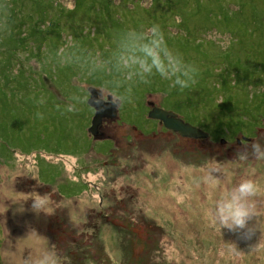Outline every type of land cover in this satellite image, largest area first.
I'll return each mask as SVG.
<instances>
[{
  "label": "rangeland",
  "instance_id": "374dc122",
  "mask_svg": "<svg viewBox=\"0 0 264 264\" xmlns=\"http://www.w3.org/2000/svg\"><path fill=\"white\" fill-rule=\"evenodd\" d=\"M152 1L0 0V264L48 249L61 264H264V228L245 239L214 223L217 201L245 180L259 190L249 226L264 223V0H155L138 13ZM21 24L17 37L49 36L39 56H15ZM153 24L193 67L187 87L140 67ZM102 60L127 62L122 76L137 80L119 93L90 82L86 67ZM147 77L163 80L158 92ZM90 87L120 100L95 133ZM154 108L208 136L163 132Z\"/></svg>",
  "mask_w": 264,
  "mask_h": 264
},
{
  "label": "clouds",
  "instance_id": "9594fccd",
  "mask_svg": "<svg viewBox=\"0 0 264 264\" xmlns=\"http://www.w3.org/2000/svg\"><path fill=\"white\" fill-rule=\"evenodd\" d=\"M151 38L148 42L139 44V50L143 53V57L139 61L141 68L147 64L152 70V75H159L162 79L169 81L170 86L181 89L187 87L192 81V66L187 64L183 57L173 52L167 45L163 31L159 25L153 24L150 28ZM140 39H143L141 37ZM127 62H125L126 65ZM111 103L119 106V98L113 94ZM108 102L105 99L104 90L100 89V94L96 98L95 103L100 105ZM68 111H72L71 108ZM258 155L264 156V152H258ZM257 185L250 180H245L232 188V190L222 196L215 205L214 223L220 227L229 230H244L243 238L251 239L257 228H264V223L255 226H249V221L260 213L257 211L252 198L258 194ZM44 201L40 198H34L32 208L39 211L43 207ZM61 253H52L48 249L38 258L34 259L31 255L25 256V264H61ZM11 264H15L11 260Z\"/></svg>",
  "mask_w": 264,
  "mask_h": 264
},
{
  "label": "trees",
  "instance_id": "16d2710c",
  "mask_svg": "<svg viewBox=\"0 0 264 264\" xmlns=\"http://www.w3.org/2000/svg\"><path fill=\"white\" fill-rule=\"evenodd\" d=\"M133 1L134 0H132V2ZM154 1H152V4L149 5V6H147L146 8H143L142 9V8L139 7L138 8L139 9L138 13L140 14V13H142V11H146V13H150L151 10L157 11V6H156V8L155 7L153 8ZM159 1L160 0H157V2H159ZM15 2H17V0H12L11 4L12 5H15ZM129 2H130V0H129ZM129 2H128V6H127V8L129 7L128 10L134 11V12L137 11V8H136L137 5H133V8H131L130 7L131 5L129 4ZM137 3L138 2H136V4ZM164 7H165L164 5L161 6V8H163V9H164ZM19 9H21V7ZM69 11H71V9ZM26 15L29 18H32L33 17L32 14H30V15L26 14ZM26 15H25V17H26ZM12 16L13 17L14 16L16 17V14L13 11H12L10 17L12 18ZM43 17L45 18V16H43ZM11 20H9V21H11ZM3 25L4 24H0V28ZM24 25L25 24L18 25V28L17 27L16 28H10V29H12L11 32L9 33L10 34V37H16L17 38V41H24V44L22 43L23 44L22 46L19 45L20 48H16L17 54L15 56L16 57H21L19 54H21L23 52L24 53L27 52L26 55H25L26 57L37 56V55L39 56L42 53L43 48L46 46V41H47V38L49 39V36L45 35L44 39H43L42 36H41L42 38H39V37L35 36V34L33 33L32 29H30V31H28L29 32V37H27V35L26 36H23V37H17V36L22 35V33L24 32V30H23V26ZM34 25H37V23H35ZM10 29H9V31H10ZM41 32H44V28H43V30H41ZM142 34H144V32ZM2 37L0 39H2ZM33 38L35 40H33ZM4 39H5V37H4ZM1 41H3V40H1ZM25 42H30V44H31L29 46L30 47V51L29 52L25 48ZM104 60H102L103 62L101 61V65L98 66V67H96V65H97L96 63H94L91 66H87L86 67V70H88V72L90 73V76H89L90 82H93V83H96V84H103L104 81H107V82L109 81V82H111V84H109L110 85V88L113 91L118 92V93L121 92L126 87V85L132 86V83H128L130 79L127 81V79L122 76L123 75L122 72H121L122 66L127 67V66L124 65V63L122 61H120V64H119V63H115V62L113 63L112 61L111 62L110 61H107L106 62ZM19 63H21V62H19ZM14 65H17V64H13L12 63L9 66V68L11 67L13 69L14 68ZM54 70H57L56 67H55ZM6 73L11 74V75H14V74L15 75H20L21 74V71L18 70L16 72L15 69H14L12 73L10 72V70L7 71ZM48 73H49L48 71L44 72L43 76L45 77V79H51V76ZM141 75L143 76V75H145V73H143ZM152 77H154V76H152ZM157 78H160V77H157ZM134 79H135V81L137 80L136 78H133L130 81H134ZM13 81H15V80H13ZM141 84H143V86L145 88L146 87L149 88L148 90L146 89V92L147 93H153V92L156 93V92H158V88H160V87L163 86L164 82H163L162 79H159V80H156V81L153 82L152 79H150L149 77H147V80L144 83L142 81ZM128 90H129V88H128ZM243 127L244 126L242 124H240L234 130L238 132V131H241L243 129Z\"/></svg>",
  "mask_w": 264,
  "mask_h": 264
},
{
  "label": "water",
  "instance_id": "95a60500",
  "mask_svg": "<svg viewBox=\"0 0 264 264\" xmlns=\"http://www.w3.org/2000/svg\"><path fill=\"white\" fill-rule=\"evenodd\" d=\"M90 90V98L89 104L95 109V115L92 119V126L90 130L95 133L97 127L101 124L102 119L107 116V111L113 110V114H110L111 117H114L116 114V105H112L111 102L102 103L97 105L95 103L96 98L98 97L97 90L93 87L89 88ZM149 117L154 119H159L168 129L173 130L175 132L181 133L185 137H206L208 133L202 130L199 127H196L189 122L184 121L180 118L177 113L170 110H165L162 108H154L149 112Z\"/></svg>",
  "mask_w": 264,
  "mask_h": 264
},
{
  "label": "flooded vegetation",
  "instance_id": "af4514ba",
  "mask_svg": "<svg viewBox=\"0 0 264 264\" xmlns=\"http://www.w3.org/2000/svg\"><path fill=\"white\" fill-rule=\"evenodd\" d=\"M98 93V92H97ZM99 94H100V91H99ZM99 94H98V96H99ZM108 98L109 97H105V99L106 100H108ZM113 105V104H112ZM111 109V108H110ZM109 109V111H107V117L106 118H104V120L102 121L103 122V125H105V121H108L107 119L108 118H110V114H113V110H110ZM164 109V108H163ZM165 110H170V111H172V109H170V108H165ZM119 111V110H118ZM174 111V110H173ZM95 109H93V114L91 115V117H90V125L92 124V120L91 119H93V117H94V115H95ZM149 112V111H148ZM117 115V113L115 114V117H112V118H118V116H116ZM180 117V116H179ZM117 121H118V119H117ZM186 121V120H185ZM155 123H157V124H159L161 127H162V131L163 132H166V131H168L169 129H167V127L161 122V121H157L156 120V122ZM103 125H100V126H98V131H100V129L99 128H102L103 127ZM133 130H134V132L135 131H138L139 129H138V127H136L135 125H133ZM141 134V133H140ZM127 139L129 138V136H127L126 137ZM95 186H97V185H95ZM102 198H103V195H102Z\"/></svg>",
  "mask_w": 264,
  "mask_h": 264
}]
</instances>
